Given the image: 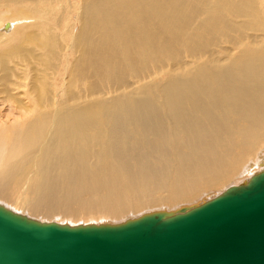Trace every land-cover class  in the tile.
Segmentation results:
<instances>
[{
	"label": "bare ground",
	"instance_id": "obj_1",
	"mask_svg": "<svg viewBox=\"0 0 264 264\" xmlns=\"http://www.w3.org/2000/svg\"><path fill=\"white\" fill-rule=\"evenodd\" d=\"M0 13L29 22L4 24L0 202L111 223L264 171V0H0Z\"/></svg>",
	"mask_w": 264,
	"mask_h": 264
},
{
	"label": "water",
	"instance_id": "obj_2",
	"mask_svg": "<svg viewBox=\"0 0 264 264\" xmlns=\"http://www.w3.org/2000/svg\"><path fill=\"white\" fill-rule=\"evenodd\" d=\"M0 264H264V171L190 209L40 221L0 204Z\"/></svg>",
	"mask_w": 264,
	"mask_h": 264
},
{
	"label": "rangeland",
	"instance_id": "obj_3",
	"mask_svg": "<svg viewBox=\"0 0 264 264\" xmlns=\"http://www.w3.org/2000/svg\"><path fill=\"white\" fill-rule=\"evenodd\" d=\"M0 51L4 54L5 52H6V50H7V48L9 47V45L11 44V41H9V38L12 36V34L11 33H7L8 31H6V29H5V26H4V24L5 23H7V21L8 22H12L14 25H13V27H12V29H10V31L11 30H14V29H17V28H19V27H22L23 25H26V24H29V22H28V20L26 19V20H24L23 21V19L24 18H22V19H20V18H15L14 19V17H11V16H5V15H7V14H3V13H0ZM3 16H4V18H3ZM6 17H8V18H6ZM26 18H28V17H26ZM9 19V20H8ZM29 19V18H28ZM17 20V21H16ZM16 22V23H15ZM10 36V37H9ZM2 37V38H1ZM6 41V42H5ZM28 42V41H27ZM11 48H15V47H11ZM67 50H71V47H68V49ZM26 53H28L29 54V57H27L26 56ZM38 53V51L36 52V54ZM9 54V53H8ZM23 57H24V62H21V63H26V65L27 64H30V61L32 60V58L35 56V52H34V54H30L29 53V51H28V49L26 50V51H24V54H21ZM1 56V55H0ZM11 57H9L10 59H12L11 60V62L12 63H16L17 62V56L18 55H10ZM12 63H6V65L9 67V66H14L15 64H12ZM5 67L6 66H2V68L0 69V73H4L5 72ZM29 69H28V71L26 70V79H24L25 77L24 76H21L20 74H21V71H19L18 72V70H15V72H14V74H13V78H12V80H16L17 78H15V77H18V82H19V84H20V82L21 81H28L29 80V78H30V74L31 73H33V70H32V66L31 65H29V67H28ZM17 71V72H16ZM18 73H19V75H18ZM30 73V74H29ZM29 74V75H28ZM54 74H50V76H49V81L51 82V81H53L52 79H54ZM56 77H58V75L56 76ZM85 79V78H84ZM84 79H82V83L84 84V85H87L88 84V82L86 81V80H84ZM55 80V79H54ZM58 80V79H57ZM17 86V85H16ZM16 86H14L13 87V90L16 88ZM80 88H81V86H80ZM82 89V88H81ZM19 97H21V96H19ZM261 168V169H260ZM262 169H264V167L263 166H261V167H257V168H255L254 169V173L255 172H258V171H260V170H262ZM257 170V171H256ZM250 175V173H248V174H246V176L241 180V181H237V182H234V183H232L231 185H238V184H242V183H245V182H247L248 180H249V176ZM230 185H227V186H225L222 190L220 189V190H215V191H212L211 193H209L208 195H205L204 197H202V198H200V199H198L197 201H195L194 203H189V205L191 206V205H198V204H200L203 200H208V199H210V198H212V197H215V196H218V195H220V194H222L224 191H226V188H228ZM0 204H4V205H6L7 207H9V208H13V210L15 209V211H17V212H20V213H23L24 211L23 210H21L20 208H17L16 209V207L14 206V204L12 205V203H8V202H0ZM179 207H181V206H179ZM178 206H177V209L179 208ZM173 208H175V207H173ZM172 208V209H173ZM176 209V208H175ZM153 210V209H152ZM150 211H151V209H150ZM144 212H148V210L146 211V210H144ZM143 213V211H141V214ZM23 214H26V215H28L29 216V213L28 212H26L25 211V213H23ZM140 213H138V214H136V215H133V217H132V215L131 216H128V218H134V217H138V216H140L141 215ZM32 215L30 214V217H31ZM32 218H36V219H39V220H41V221H57V222H59V223H68V224H70V223H72L71 221H69V220H67V221H65L64 219L63 220H61V218H42V217H36V216H32ZM124 220L126 219V217L125 218H123ZM114 220V222H112L113 220H111L110 222L111 223H118V222H121V221H124V220ZM76 220V222H74V223H72V224H85V223H88V221L86 222V221H84V220H78L77 221V219H75ZM103 222H109V221H106V220H103ZM95 223V222H94Z\"/></svg>",
	"mask_w": 264,
	"mask_h": 264
}]
</instances>
